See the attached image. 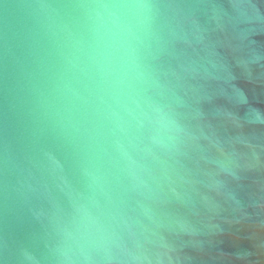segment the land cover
<instances>
[{"label": "water", "instance_id": "1", "mask_svg": "<svg viewBox=\"0 0 264 264\" xmlns=\"http://www.w3.org/2000/svg\"><path fill=\"white\" fill-rule=\"evenodd\" d=\"M0 264H264V0H0Z\"/></svg>", "mask_w": 264, "mask_h": 264}]
</instances>
